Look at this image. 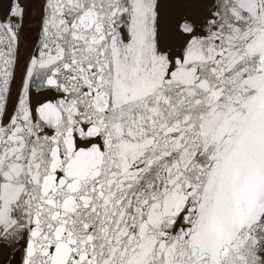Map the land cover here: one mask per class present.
I'll use <instances>...</instances> for the list:
<instances>
[{"label":"snow or ice","instance_id":"snow-or-ice-1","mask_svg":"<svg viewBox=\"0 0 264 264\" xmlns=\"http://www.w3.org/2000/svg\"><path fill=\"white\" fill-rule=\"evenodd\" d=\"M32 2L22 59L0 0V248L264 264V0Z\"/></svg>","mask_w":264,"mask_h":264},{"label":"flooded vegetation","instance_id":"flooded-vegetation-1","mask_svg":"<svg viewBox=\"0 0 264 264\" xmlns=\"http://www.w3.org/2000/svg\"><path fill=\"white\" fill-rule=\"evenodd\" d=\"M38 27V11L32 0H27L25 17L22 29L21 58L23 59L31 51L33 37L36 35ZM20 254L17 252L11 262L19 264Z\"/></svg>","mask_w":264,"mask_h":264},{"label":"water","instance_id":"water-1","mask_svg":"<svg viewBox=\"0 0 264 264\" xmlns=\"http://www.w3.org/2000/svg\"><path fill=\"white\" fill-rule=\"evenodd\" d=\"M23 2H24L25 10H26L27 0H23ZM24 17H25V14H24ZM23 23H24V18H23ZM20 40H21V43H22V31H21V34H20ZM21 43H20V52H21ZM22 243L23 242H21L20 244H17L15 249L0 248V264H7V262L9 260L13 259L14 255L17 252H19V254H20V258H19V261H20V259L22 257V254H23Z\"/></svg>","mask_w":264,"mask_h":264},{"label":"trees","instance_id":"trees-1","mask_svg":"<svg viewBox=\"0 0 264 264\" xmlns=\"http://www.w3.org/2000/svg\"><path fill=\"white\" fill-rule=\"evenodd\" d=\"M13 264V263H12Z\"/></svg>","mask_w":264,"mask_h":264}]
</instances>
